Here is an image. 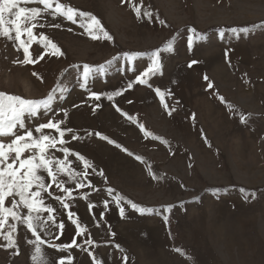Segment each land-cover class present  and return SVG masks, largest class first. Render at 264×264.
I'll return each instance as SVG.
<instances>
[{"label":"rangeland","instance_id":"374dc122","mask_svg":"<svg viewBox=\"0 0 264 264\" xmlns=\"http://www.w3.org/2000/svg\"><path fill=\"white\" fill-rule=\"evenodd\" d=\"M60 2L91 13L111 39L98 30L94 39L79 16L76 23L46 16L40 21L45 26L34 33L47 35L64 55H51L37 39L30 47L37 62L21 63L23 50L0 37V92L39 100L56 89L53 111L29 124L64 121L62 128L82 137L74 141L66 133V146L92 165L84 188L70 180L64 185L73 188L75 199L67 202L86 229L83 235L54 199L66 194L52 185L53 195L46 197L65 228L59 239L44 232L42 238L55 244L75 239L82 246L61 251L42 245L49 264L64 256L73 257L72 264H94L93 254L103 264H264V0ZM231 29L240 35L234 37ZM170 43L174 48L167 51ZM157 49L161 72L138 83ZM136 53L148 55L129 59ZM192 60L198 63L189 67ZM101 64L106 72L81 88L83 66ZM93 91L106 95L97 101ZM116 91L121 94L107 99ZM68 160L85 171L74 155ZM117 197L123 198L119 205L113 202ZM13 235L19 253L0 247V264H34V245L28 241L35 236L23 224ZM5 244L0 235V245Z\"/></svg>","mask_w":264,"mask_h":264},{"label":"snow or ice","instance_id":"6c2138e0","mask_svg":"<svg viewBox=\"0 0 264 264\" xmlns=\"http://www.w3.org/2000/svg\"><path fill=\"white\" fill-rule=\"evenodd\" d=\"M29 4L42 5V7H28ZM136 12L139 16L141 9L137 7ZM144 15L151 17L150 12H146ZM46 16L52 17L53 20L57 17H63L73 23L77 22L76 18L79 16L84 18L81 26L85 27L94 39L99 38L94 35L97 30L103 32L107 39H111L99 19L91 13L82 12L71 5L61 3L60 0H0V37L13 42L17 51L23 50L25 58L20 61L21 63L37 62V60L31 58L30 52L32 43L37 39L44 49L49 47L52 49L51 55H64L58 45L52 42L47 35L41 32L38 38L34 33L37 26L40 28L45 26L40 21L44 20ZM48 26L59 27L55 23L48 24ZM192 32L195 34L196 30L192 29ZM231 32L234 37L240 35L236 29H231ZM194 38L189 39V47H192ZM173 48L174 44L170 43L166 50L171 51ZM45 54L48 53L45 52L39 55L38 59H44ZM147 55L148 53H136L130 55L129 59ZM150 60L151 63L146 71L136 77V81L140 84H146L150 75H155L162 70L161 51L159 49L151 53ZM107 63L110 64L111 61ZM196 63L198 61L192 60L188 66L191 67ZM103 72H106L104 64L97 66L84 65L80 74V87L87 89L89 81ZM204 78L207 79L206 76ZM132 86V82H129L127 88H132ZM209 86L211 87V85ZM56 91V89H53L52 93L39 100L25 99L0 92V235L7 241V244L0 245V247L16 248L18 254L19 249L13 234L17 231L18 224H23L35 236V240L28 241L29 244L34 245L31 257L34 264H49L42 247L44 244H49L61 251H66L73 246L82 247L77 244L75 239L71 244H55L50 240L43 239L41 236V232H44L48 237L59 239V233H62L65 228L63 221L57 222L58 209L51 203H45L46 197L53 195L54 190L50 191L52 185H55L56 189L66 194L64 196L57 195L54 199L61 208L67 211V217L76 225L78 235H83L86 232V229L81 227L76 214L69 210L71 206L67 200L75 199L73 188L64 186L69 180L74 183L75 188H84L89 183L85 180V177L87 175L86 170L92 167L91 163L79 153H72L66 146L68 141L64 139L66 133L71 134V140L74 141L80 140L82 137L71 128H62L61 125L64 124V121H54V118L49 119L47 122H40L34 127L29 124L30 120H35L40 115L53 111V101L57 98ZM60 91L62 92L63 89L61 88ZM157 92L163 99L164 93H161L159 89H157ZM120 94L121 91L113 92L111 95H107V99L112 100L114 96ZM102 95L106 94L94 91L90 93V96L97 101L101 99ZM96 107L98 108L100 105L97 104ZM61 111L64 112L66 117L67 110L61 109ZM117 111H119L118 108ZM129 118L131 119V117ZM46 129L54 130L59 134L58 137L50 133L45 134L44 130ZM34 133L39 135H34ZM87 135L98 136L109 143H115V141H110L107 136L102 135L100 132H89ZM5 138H9L10 142L5 143ZM53 150L62 152L64 158L57 157ZM25 153H29V155L25 156ZM69 155H74L79 161H82L85 171H77L73 168L68 160ZM100 174L103 175L102 170ZM46 178H50V181ZM9 198L11 199L9 200ZM83 198L88 199L87 194ZM122 199L117 197L113 202L119 205ZM6 201L10 206H6ZM107 206L108 201H105V207ZM132 206L137 207L136 205ZM21 207L27 209L26 214L21 213ZM89 207L92 208L93 205L89 204ZM124 212L125 209L121 206L120 214L123 216ZM9 217L16 223L8 224ZM5 225L8 227L7 232L3 231ZM53 229L58 231L54 232ZM85 243L91 244L93 241L87 240ZM73 259L71 256L60 257L58 264H72ZM92 259L94 264H103L94 254Z\"/></svg>","mask_w":264,"mask_h":264}]
</instances>
